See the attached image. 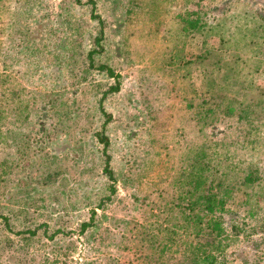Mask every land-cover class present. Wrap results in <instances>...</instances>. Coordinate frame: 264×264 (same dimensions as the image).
Here are the masks:
<instances>
[{"label":"rangeland","instance_id":"obj_1","mask_svg":"<svg viewBox=\"0 0 264 264\" xmlns=\"http://www.w3.org/2000/svg\"><path fill=\"white\" fill-rule=\"evenodd\" d=\"M88 1L0 0V247L14 244L0 261L179 264L189 231L155 263L134 233L164 242L210 186L231 192L224 220L246 227L228 260L264 264V0H92L93 66ZM100 65L120 76L106 116L115 80Z\"/></svg>","mask_w":264,"mask_h":264},{"label":"trees","instance_id":"obj_2","mask_svg":"<svg viewBox=\"0 0 264 264\" xmlns=\"http://www.w3.org/2000/svg\"><path fill=\"white\" fill-rule=\"evenodd\" d=\"M76 3H79V0H73ZM89 5L91 6V18L95 20L100 29L98 32V35L95 39V49L89 51L88 57L90 60L91 65L93 66V56L96 54V52L102 51V45L101 42L104 38V27H103V21L97 15V8L94 1L89 0ZM195 23V22H193ZM100 71L105 72L107 76L111 79L115 80V84L111 87H109L108 91L105 92L102 96V99L100 101V112L103 116H106L104 113V110L102 108V100L104 99L105 95L108 93H114L118 92L119 90V83L118 79L120 76L116 74L111 68H109L106 65H100L99 67ZM208 116L213 115L215 113V110H208L207 111ZM206 113V114H207ZM110 118V117H109ZM97 140L99 144L102 145L101 154L104 159V168L103 173L107 176L109 181L112 182V186L110 188V195H113L115 193V178L114 173L110 166V155L108 153L109 150V139L105 135L104 130H102L97 135ZM255 172H250L245 175L243 178L244 183H252L254 180H258L257 175H254ZM258 173V172H257ZM231 192L228 190L226 193L218 195L215 193L212 189V187H207V190H204L201 194L198 195H191V199L189 201V204L187 205V208L185 209L186 213H183L185 219H184V225H178L174 224L172 229H166L168 236L167 239L164 242H155V237L153 234L148 233V229L144 230H136L134 233V243L136 248L141 252L143 250H146L147 248H151L153 254H149L147 257V260L151 263L158 262L161 260L167 251H169L172 246L176 245L178 234L177 230L178 228L186 229L190 232V234L194 237L192 238L193 241H188L185 243L183 250H181V255L183 258L179 260V264H227L229 261L228 258H230V253L227 251L229 248L231 241L233 239H238L242 234H245V228L241 224H236L234 222H231V224H228L225 220L223 215L230 214V210L225 209L226 200L230 201L231 198L229 195ZM111 196L106 197L101 200L99 207L103 205L104 202L110 201ZM97 209L90 210L89 215V221L83 222L79 226V234L83 235L85 234L89 229L95 227L96 225V216H97ZM3 226L4 228L9 232L13 233L11 231L10 225H9V219L6 217H2ZM242 226V227H241ZM36 231H20L16 233L18 236L24 237L25 241H29L31 237L36 236ZM60 233L59 231L54 232L49 239L54 241L55 234ZM47 232H45V235ZM55 235V236H54ZM27 246V244H26ZM14 250V244L12 241L7 239L3 246L0 247V257L7 251H13ZM158 250L159 252H156ZM22 256V254H21ZM28 256L24 254L22 257H19V260L21 264H31V262L27 259ZM240 264H247L246 261H242L240 258ZM61 261V259H60ZM233 262V261H232ZM234 263V262H233ZM0 264H4L0 261ZM41 264H59V261L57 260V256H44V259H42ZM61 264L63 262L61 261ZM86 264H94V263H86ZM229 264L231 262L229 261Z\"/></svg>","mask_w":264,"mask_h":264}]
</instances>
